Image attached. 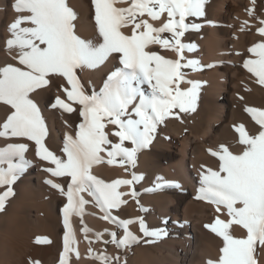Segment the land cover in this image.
Segmentation results:
<instances>
[{
	"label": "snow or ice",
	"instance_id": "snow-or-ice-1",
	"mask_svg": "<svg viewBox=\"0 0 264 264\" xmlns=\"http://www.w3.org/2000/svg\"><path fill=\"white\" fill-rule=\"evenodd\" d=\"M204 2L91 0L96 34L85 38L77 32L79 14L69 0H13L14 16L8 24L4 46L9 53H14L16 64L0 67V104L7 108L0 122V138L34 142L36 156L51 165L44 171L53 177L67 178L66 191L52 180L45 181L67 198L62 210L65 233L60 264H68L67 255L76 251L69 217L83 215L88 201L80 195L82 192L93 198L103 213L101 219L123 230L122 236L108 232L110 242L117 249H130L141 242L142 237L129 228L133 224L139 225L143 237L160 238L166 234L160 229L149 230L142 217L121 220L112 215V209L127 203L123 196L131 195L134 199L138 196L134 189L128 193L117 189L122 185L131 188L142 175L133 172L131 179L108 183L93 175L91 169L105 162L102 153H106L109 165L134 167L137 153L151 145L158 125L170 116L180 119L179 113L197 110L201 84L188 79L181 69L197 71L200 64L184 57L185 50L193 51L195 45H185L181 37L189 28L201 27L186 23V18L204 16ZM120 4L128 6L119 7ZM251 5L246 12L257 21V34L264 37V18L255 16V0H251ZM164 13L167 18L159 27L150 22L160 20ZM249 26L250 21L245 20L240 30ZM162 33H169L170 38H163ZM153 44L175 52L176 59L151 51L149 46ZM248 52L255 58L243 60V68L255 78V83L264 87V40L254 43ZM109 60H117L118 64H113L105 74L98 90L92 87L88 91L78 73L98 70ZM56 79L65 82L60 85L64 98L57 95L50 107L63 113L78 111L81 118L74 134L64 133L59 150L62 155L47 146L49 130L42 109L34 99ZM182 84L190 87L182 88ZM244 111L258 129L253 133L244 123L233 124L240 150L234 152L230 145L220 143L207 149L216 158L217 167L201 165L197 199L215 205L218 213L223 209L227 216V219L217 216L213 223L205 225L223 240L218 259L208 260L207 264H258L257 247L264 248V108L245 106ZM109 124L116 128L112 132L118 138L116 143L105 131ZM125 141L132 146L125 147ZM27 150L26 143H7L0 148V186L6 189L0 194V211L15 194L13 185L30 165L24 155ZM166 186L167 182L157 183L155 188L145 191L162 190ZM234 226L246 230V236H234ZM103 234L96 233V239L100 240ZM40 242L49 241L37 238V243ZM95 258L101 264H120L119 257L103 253ZM30 264L37 262L30 261Z\"/></svg>",
	"mask_w": 264,
	"mask_h": 264
},
{
	"label": "bare ground",
	"instance_id": "bare-ground-1",
	"mask_svg": "<svg viewBox=\"0 0 264 264\" xmlns=\"http://www.w3.org/2000/svg\"><path fill=\"white\" fill-rule=\"evenodd\" d=\"M12 2L0 0V67L16 64L14 53H9L4 46L8 38L7 27L14 16ZM69 3L79 14L76 22L78 34L85 38L94 37L91 0H69ZM251 6V0H205L203 8L207 11L204 16L186 18L188 24L201 25L199 29L189 28L183 42L185 45H195L193 51L185 50L184 57L197 60L200 64L199 70L186 73L188 79L201 84L197 110L179 113L180 119L168 117L167 130H162L147 149L141 150L135 170L137 175L143 177L136 184L143 194L140 206L145 209L142 212L146 226L149 230L160 229L166 234L160 238L143 237L138 224L130 225V230L141 236L142 240L141 245L135 244L138 246L131 256L122 259L124 264H207L208 260H216L220 255L223 240L205 225L213 223L217 216L221 219H227V216L223 214V209L218 213L215 205L197 199V194L201 165L215 169L218 163L207 149L226 143L234 152L239 151L241 146L236 143L238 134L233 124L244 123L253 133L258 129V125L244 111L245 106L264 108V87L255 83V78L243 68V60L255 58L248 48L264 40L256 32L257 21L246 12ZM255 16L264 18V0H255ZM166 18L164 13L160 20L150 22L159 27ZM245 20L250 21V26L241 31V23ZM149 47L166 58L176 59L175 52L160 45ZM113 64H118V61L109 60L98 70L79 72L85 88L88 91L92 87L98 90ZM208 65L213 67L209 68ZM62 83L65 82L53 80L50 88L34 96L49 130L46 144L50 150L61 155L59 150L63 146L64 133L68 131L74 134L73 130L81 121L78 111L63 113L50 107L57 95L64 98L60 88ZM181 87L190 85L182 84ZM239 97H243V100ZM6 111V106L0 104V122L5 118ZM65 121L68 122L67 126ZM115 130V126L110 124L105 129L113 143L118 142V138L112 135ZM7 143L28 144L24 155L30 165L13 185L15 197L10 196L5 202V209L0 211V264H30V261L60 264L65 233L62 210L67 198L45 181L52 180L66 191L67 178L53 177L44 171L51 165L36 156L34 142L0 138V148ZM124 146L127 147V141ZM101 155L105 162L93 165V175L108 183L115 179H131L126 167L109 165L106 153ZM158 177L162 180L158 181ZM166 182L167 186L162 190L145 191L155 188L157 183ZM131 188L122 185L117 190L128 193ZM5 190L0 186V194ZM80 195L88 203L84 205L82 216L73 214L69 217L76 251L67 255L68 264H100L95 258L98 254L117 255L115 247L107 250L108 243H103L109 241L108 232H114L115 226L100 218L103 213L95 207L93 198L87 192ZM122 199L127 203L112 209V215L121 220L142 216L136 201H131V195H125ZM96 233L104 234L97 240ZM232 234L244 237L246 230L234 226ZM37 238L49 242L37 243ZM145 240L152 242L145 243ZM123 250L130 254L131 249ZM257 254L258 264H264V248L258 246Z\"/></svg>",
	"mask_w": 264,
	"mask_h": 264
},
{
	"label": "rangeland",
	"instance_id": "rangeland-1",
	"mask_svg": "<svg viewBox=\"0 0 264 264\" xmlns=\"http://www.w3.org/2000/svg\"><path fill=\"white\" fill-rule=\"evenodd\" d=\"M203 11L204 12H206L207 11V9H205V8H203ZM201 19V18H200ZM186 32H187V30L185 31V33H184V35L181 37V42L183 43L184 42V39H185V37H186ZM161 36L163 37V38H170V34L169 33H162L161 34ZM156 49H158V50H160V48H156ZM182 63H183V61H182ZM181 71H183L184 73H187V72H192L193 70H191V69H189V68H182L181 69ZM182 86V85H181ZM168 119V118H167ZM167 119L165 120V122L164 123H162V124H160V125H158V127H157V132H156V134H155V137H154V140L156 139V138H158L160 135H161V133H162V130L164 131H166L167 130ZM153 140V141H154ZM132 145L129 143V142H127V147H131ZM142 154V151H140V152H138L137 153V156H136V163H135V166L133 167V166H131V165H128V164H125L123 167H126V169H127V171H128V173H130L131 175H132V173L134 172L135 173V170H136V167H137V164H138V161H139V157H140V155ZM112 165H119L118 163H114V164H112ZM120 166V165H119ZM139 185H137L136 183H134L133 185H132V188H131V190H135L137 193H138V196L134 199L132 196H131V201H136V204H137V206L139 207V209L141 208V206H140V198L143 196V194H142V192L139 190ZM13 197H15V194L13 195ZM137 201H139V203H137ZM96 207V206H95ZM98 210H100L98 207H96ZM141 211V210H140ZM141 214H142V218H144L145 216L143 215V212L141 211ZM103 220V219H102ZM104 222H108V221H106V220H103ZM109 223V222H108ZM109 224H111V223H109ZM112 225V224H111ZM114 225V224H113ZM115 226V225H114ZM114 232H117V234H118V236H121V229H119V228H117L116 226H115V231ZM111 241V237L109 238V243L106 245V249L107 250H109L111 247H115V249H116V252H117V255L116 256H114V257H119L120 258V264H124V262L122 261V259L123 260H126L129 256H131L132 254H133V249H135L138 245H134V246H132L130 249H131V251H130V254H126L125 253V251L123 250V249H117V247L113 244V243H111L110 242ZM139 245H141V242L139 243ZM96 262H100V264H101V261L100 260H98V259H96Z\"/></svg>",
	"mask_w": 264,
	"mask_h": 264
}]
</instances>
